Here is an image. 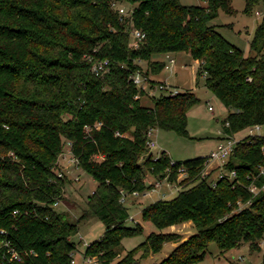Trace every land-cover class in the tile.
Listing matches in <instances>:
<instances>
[{"label": "trees", "instance_id": "16d2710c", "mask_svg": "<svg viewBox=\"0 0 264 264\" xmlns=\"http://www.w3.org/2000/svg\"><path fill=\"white\" fill-rule=\"evenodd\" d=\"M245 1L249 14L264 6V0ZM232 2L0 0V264L72 263L79 224L56 208L69 181L57 170L67 142L78 166L97 181L88 205L106 230L85 254L99 264H142L169 242L176 246L155 264H198L212 242L222 253L245 242L261 249L264 135L237 141L219 167L222 178L204 174L206 156L176 161L162 151L146 158L150 130L187 134L188 112L200 99L192 90L149 96L131 78L137 71L160 73L165 61L156 57L186 52L228 109L226 136L264 126V17L247 54L211 24L220 9L235 11ZM121 7L130 14L122 15ZM134 28L145 32L139 47ZM103 59L109 71L97 75L93 63ZM147 96L152 105L143 103ZM151 178L181 187L174 198L145 206L143 221L160 230L192 221L196 232L186 240L177 232H152L122 254L123 239L144 232L139 222L127 225L123 194L146 193ZM11 250L22 261L11 260Z\"/></svg>", "mask_w": 264, "mask_h": 264}, {"label": "rangeland", "instance_id": "374dc122", "mask_svg": "<svg viewBox=\"0 0 264 264\" xmlns=\"http://www.w3.org/2000/svg\"><path fill=\"white\" fill-rule=\"evenodd\" d=\"M182 3L191 5H206L207 0H181ZM235 11L233 13L219 10V15L211 21L217 31L235 46L242 48L245 53L250 52V42L253 39L255 30L263 17L256 14L257 10L263 8V4L255 5L251 14L245 12V0H233ZM126 8V7H125ZM128 9V8H126ZM176 58V65L172 69H163L160 73L150 75V79L175 86L179 91L192 90L200 99L188 112L187 134H180L176 131L154 128L151 139L155 141L152 147L154 155H160L164 150L173 160L186 161L200 156H207L216 149L221 138L226 135L223 131V121L227 117L228 109L223 102L205 86L204 75L198 76L200 63L186 52L170 53ZM166 59L167 55L156 57ZM143 69H147V63L141 62ZM146 105H152V98L149 96L143 99ZM212 106L213 109L209 107ZM245 128L234 134L236 140H241L250 135H264V126L260 129ZM99 160L101 156L97 157ZM217 162H211L207 172H211V179L217 178L220 170ZM59 173H63L69 180L65 186L64 199L59 201L56 208L59 211L69 213L73 221L79 224V230L73 236L77 244L74 260L75 264H99L95 259L87 260L86 248L92 242L98 240L105 232L106 226L103 221L93 213L88 205V197L96 188L97 181L76 162L72 160L70 145L67 142L62 155L59 157ZM184 176H179L180 181ZM153 187L146 193L124 195L123 202L129 209L130 218L127 225L133 226L136 222L144 226V232L140 235L125 237L123 239V251L133 249L145 241L152 232H177L186 239L196 232L192 221L169 226L160 230L154 223L143 221L142 209L150 203L164 198L171 199L176 196L181 185L179 182H170L166 179L160 180L156 185V179L151 178ZM134 218V220L132 219ZM176 243H166L163 249L143 259L142 264H155L166 258ZM198 264H264V237L261 242V249H252L249 242L240 247L223 252L216 242L210 243L204 259Z\"/></svg>", "mask_w": 264, "mask_h": 264}, {"label": "built area", "instance_id": "2783aa9c", "mask_svg": "<svg viewBox=\"0 0 264 264\" xmlns=\"http://www.w3.org/2000/svg\"><path fill=\"white\" fill-rule=\"evenodd\" d=\"M119 11L122 13V15L130 14V12L126 10L124 7H121ZM256 14L260 17H264V6L261 10H257ZM131 33L134 39L133 46L139 47L140 41L145 37V32H143L139 28H134ZM175 65H176V58L168 55L167 61L165 62V69H172ZM92 69L97 75H102L106 73L107 71H109V60L103 59V60L95 61L93 63ZM131 78L135 82V84L138 86V88L145 90L149 96L159 95L161 92L166 93V94H176L179 91V89H177L175 86H172L170 84L163 83V82H161L160 84L151 85L150 77L145 76V74H143L141 71H137L134 74H132ZM209 108L213 109L212 106H210ZM260 128L261 126L254 127V129H260ZM153 130L154 129L150 130L149 132V141H148V147L151 149L155 145V141L151 139ZM251 130H253V128ZM237 141L238 140H236L235 137H231V136H226L225 138L220 140L216 149L206 156L207 157L206 168L211 162L212 163L217 162L220 166L225 164L231 152L233 151ZM68 143L70 145V152L72 153L71 142H68ZM72 160L78 163L77 158L74 156L73 153H72ZM180 170H181L180 176H184L185 175L184 168H180ZM262 172H264V167L262 169ZM207 173L209 172L205 170L204 174H207ZM236 175H237V172L235 170L230 173L231 177H235ZM224 176H225V172L223 171V169H221V171L218 174V177L222 178ZM156 185L159 186L160 182L159 181L156 182ZM263 189H264V186H263ZM251 190L253 192H258L260 188H258L255 185H252ZM134 194H138V193L134 192ZM124 195L125 194H123L122 200H124ZM10 252H11V260L22 261V256L20 255L19 252H17L16 250H11ZM86 259L91 260V257H87ZM71 264H75L74 259L72 260Z\"/></svg>", "mask_w": 264, "mask_h": 264}, {"label": "crops", "instance_id": "0c3cea01", "mask_svg": "<svg viewBox=\"0 0 264 264\" xmlns=\"http://www.w3.org/2000/svg\"><path fill=\"white\" fill-rule=\"evenodd\" d=\"M166 55H167V56H168V55L172 56L170 53H168V54H166ZM162 60H164L165 62L167 61L166 59H162ZM177 89H178V88H177ZM221 140H222V138H221ZM219 142H220V141H219ZM163 151H164V150H163ZM153 153H154V152H153ZM157 156H158V155H157ZM150 180H151V179H150ZM150 180H149V181H150ZM150 182H152V181H150ZM132 219L134 220V218H132ZM74 256H75V254H74ZM93 259H95V258H93ZM95 260H96V259H95Z\"/></svg>", "mask_w": 264, "mask_h": 264}, {"label": "water", "instance_id": "95a60500", "mask_svg": "<svg viewBox=\"0 0 264 264\" xmlns=\"http://www.w3.org/2000/svg\"><path fill=\"white\" fill-rule=\"evenodd\" d=\"M152 153H153V151L151 150V151L146 155V158L150 157ZM143 161H144V159H142L140 162H143ZM186 239H187V238H186ZM186 239H185V240H186Z\"/></svg>", "mask_w": 264, "mask_h": 264}]
</instances>
